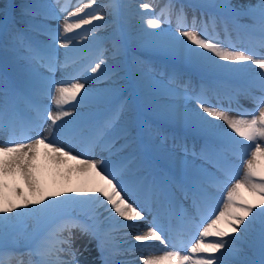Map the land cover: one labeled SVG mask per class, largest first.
I'll return each mask as SVG.
<instances>
[{"label": "snow or ice", "instance_id": "obj_1", "mask_svg": "<svg viewBox=\"0 0 264 264\" xmlns=\"http://www.w3.org/2000/svg\"><path fill=\"white\" fill-rule=\"evenodd\" d=\"M81 5L71 12L68 7L60 9L67 13L62 31L59 26H44L47 17L39 11L44 6L25 5L24 16L42 17L34 26L37 36L21 28L9 36L11 48L6 50L27 63L30 76L21 88L0 71V134H6L0 142V264H77L73 230L96 240L103 264H135L120 259L129 254L124 246L130 235L126 229L137 233L134 240L139 245L133 248L148 241H159L162 246L155 249L161 255L142 258V264H264V0L239 8L230 0L208 3L202 7H219L228 15L202 13L198 18L193 14L190 23L181 5L176 12L178 31L167 33L161 29L165 22L161 16L170 17L175 8L172 0L159 15L146 19L147 27L158 31H145L141 43L209 76L245 74L251 84L247 94L256 104L252 110L230 116L232 109L219 103L220 85L215 89L216 103L209 96L212 89L203 84L191 96L187 94L190 85L178 90L182 99H194L195 107L177 104L164 115L203 142L199 153L194 145L189 150L185 144L184 158L173 155L174 167L159 172L145 159L132 134L131 119L121 124L129 109L127 101L119 100V89L86 87L89 79L97 78L87 75L88 68L74 67L77 61L70 49L90 37L95 39L102 25L94 22L106 19L101 14L105 5L97 0H81ZM139 8L147 11L151 5L141 3ZM88 25L92 27L85 28ZM236 41L244 47L238 49ZM60 48L65 49L63 61ZM113 48L119 52V43ZM104 64L100 58L88 67L96 74ZM254 90L260 95H253ZM41 97L52 104H44ZM22 101L28 112L21 107ZM42 120L51 122L47 135L39 131ZM74 148L78 149L75 154ZM97 151L102 153L100 158H96ZM189 156L203 163L196 164ZM232 157L241 164H234ZM46 166L62 179L76 176L80 186L49 188L41 180V169ZM17 176L28 191L16 186L11 189L13 197L9 178ZM176 190L183 193V202L175 197ZM165 213L167 227L159 223ZM149 216L151 221L142 230L138 222ZM180 227L196 230L187 254H182L181 244L170 243L172 231ZM21 239L23 252L16 250ZM257 251L259 259H254ZM33 256L38 259L33 261Z\"/></svg>", "mask_w": 264, "mask_h": 264}, {"label": "rangeland", "instance_id": "obj_2", "mask_svg": "<svg viewBox=\"0 0 264 264\" xmlns=\"http://www.w3.org/2000/svg\"><path fill=\"white\" fill-rule=\"evenodd\" d=\"M137 1L134 0L130 3V0H97V4L105 5L104 12L101 14L105 15L106 19L105 21H95L94 24L102 25V27L96 31L95 39L90 37L88 41L74 44V47L70 50L72 51L73 58L77 61L74 67L88 68L87 75L97 78L96 80L89 79L86 87H90L94 90H110V87L119 89V100L127 101L129 109L122 115L121 118L123 121H121V124H125L131 119L132 134L137 138V143L139 145L141 139L148 144H150L149 140L155 143L163 142L159 141L158 137H154L153 133L151 135L149 133V137L145 135L144 130V136H142V133H137L138 130L136 127L139 125V122L153 123L151 120L157 119L165 123L180 125L166 118L164 115L165 111L169 109L168 107L170 104L165 108L160 107V105H163L162 102H166L165 100H177L180 98L178 95H175L174 92L177 94V91L182 90V86H184L183 82H175L171 77V73H167L166 70L168 66L176 68L177 71H182L186 63L167 55L163 51L147 47L140 42L145 31H158L148 28L145 21L147 18L159 15L161 9L169 3V0H139L141 3H149L151 8L146 12L143 10L145 13H136L134 16L130 9L138 4ZM190 1L202 3V5L214 2V0H172V2L185 4L186 6H191L188 4ZM84 2H88V0H84ZM32 4L44 6L41 7L39 11L43 12V14L41 13L42 16L44 15L47 17L44 21L45 27L54 29L59 26L62 31V25L67 13L61 12L60 9L62 7H68L69 12L75 11L76 7L81 5V0H12V2L9 0H0V57L6 73L10 75V80L16 86H21V88L28 82L30 72L24 60L18 59L16 53L13 51L6 50V47L11 48V44L8 43L10 34L7 30L13 32L16 28H21L24 29L29 36H37L34 26L40 23L42 17H28L23 15L24 6ZM173 10L167 20L164 16H161V19L165 21L162 23L161 29L165 33L178 31L177 26L173 22ZM86 11L91 12L92 9H86ZM56 17L59 18L57 19ZM75 19L76 18H73V22H75ZM6 26L8 27L4 32ZM2 27L3 30L1 31ZM91 27V25L85 26V28ZM76 31L82 32L83 29ZM131 36L134 37L135 41H130ZM40 39L46 40L47 38L40 37ZM115 42L119 43V52L114 51L113 45ZM90 50L95 54L93 59L91 53H86V51L89 52ZM64 52L65 49H59V59H65ZM100 58L105 61V64L102 65L101 72L96 74L91 73L90 67L88 66L94 65ZM168 59L171 61L170 64L166 65L162 63ZM142 61L145 63L143 64ZM151 69H153V71ZM69 70L71 71L72 69ZM81 82H83V80ZM167 83H172L173 86L168 87L166 85ZM165 87L173 88L174 92L156 93L158 90L163 91ZM114 104L110 107H113ZM80 110L87 111L86 108ZM174 129L182 130L181 127L177 126H175ZM162 146L164 147V145ZM167 147L172 148L170 144H167ZM153 148L154 149L151 151L153 155L157 153L163 155L162 152L158 151L159 146H154ZM43 182L49 188L65 189L68 187H75L74 184L52 185L50 178H46ZM9 185L10 194L13 197H15L16 194L14 191H11V189L16 186L23 188L25 192L28 191L27 186L24 185L23 180L19 176L15 177L14 180L10 177ZM74 236L79 237L78 235ZM79 241L81 243H86L83 239ZM24 243L25 241L21 239L16 249L22 250V252L25 251ZM98 257L99 255H93L91 257L88 256V259L97 261ZM28 259L29 257L25 256V260L27 261ZM31 259L36 261L38 258L33 256ZM76 262L79 264L78 261Z\"/></svg>", "mask_w": 264, "mask_h": 264}, {"label": "bare ground", "instance_id": "obj_3", "mask_svg": "<svg viewBox=\"0 0 264 264\" xmlns=\"http://www.w3.org/2000/svg\"><path fill=\"white\" fill-rule=\"evenodd\" d=\"M134 0H130V3H132ZM137 1V0H136ZM216 3H219L221 2V0H214ZM231 4L236 7V8H239L241 5H248V4H255L257 2V0H230ZM137 5L134 6V8L131 9V12H132V15H136V13H145L143 12L142 9L139 8V5L141 4V2L138 0L137 1ZM138 14V15H139ZM130 41H135L134 37L131 36L130 38ZM142 63L144 64L145 62L142 61ZM221 63H226V62H223L221 61ZM255 67V66H253ZM200 70V69H198ZM201 71V70H200ZM223 74H226V75H231L233 78H238L241 80V83L245 86H248L250 87L251 84H250V77H247L245 74L243 73H223ZM173 91L172 88H168V87H165L163 91L161 90H158L156 91V93H159V94H162V93H171ZM240 95H244V93H242L240 91ZM180 97V96H179ZM41 98H44V97H41ZM253 100V99H252ZM166 102H162L163 105H160V107L162 108H165V107H169L168 108H171L177 104H186L189 108H193L195 107V102L192 101V100H189V99H182L181 97L178 98L177 100H165ZM229 104H231L230 102H228ZM46 104H52V102L48 101ZM53 111H55V107L53 105ZM128 112V111H127ZM228 115L230 116H235L234 114L232 113H228ZM121 121H123V119L121 118ZM51 122L50 121H42V124L44 126V128L40 129L39 131L44 134V135H47L48 133V126ZM217 123H221L222 122H217ZM150 126L153 127L152 124H150ZM226 127V125L224 126ZM158 130H164L162 128H156ZM145 131H146V134L148 135L149 134V131L147 130V128H145ZM6 137V134H0V142L3 141V139H5ZM159 151L162 152V154L165 156L164 158L165 159H168V160H172V157L173 155H178L176 153H171L170 151H167L165 150L164 148H159ZM76 151H74V154H75ZM180 158H184V155H178ZM100 158V157H98ZM189 160H193L192 158L188 157ZM236 159V158H235ZM233 160V163L234 164H239V160L236 161V160ZM41 163H45L43 161V158H41ZM74 163V162H72ZM46 178H50L51 179V184L52 185H63V184H74L75 187L77 186H80V183L81 181L76 177V176H72L70 179H62L59 175H56V172H55V169L52 168L51 166H46V167H43L41 169V180L42 181H45ZM25 185V184H24ZM231 187V186H230ZM216 195H219V194H216ZM244 196L248 197L249 199H251V196L249 193L247 192H244L243 193ZM126 198H128L126 196ZM102 211V210H101ZM150 217V216H149ZM142 222V221H140ZM138 222V223H140ZM140 224H143V223H140ZM190 230H195L194 228H190L188 227ZM125 231L129 232L130 235H128L126 237V240H127V243L124 245L126 248H129V254L125 255V256H122L120 257V259H124V260H131V261H135V264H142V258H148L150 255H145V256H139L137 254L138 253H142L145 251V249L147 248H153V247H162L160 245V242L159 241H148L145 243L144 246H136V247H132L133 245H139V242H136L134 240V237L135 235L137 234L135 229H126ZM82 238L81 237H76V236H73V240H72V248L75 250L76 252V261H78L79 264H99V262L97 261H93V260H89L88 259V256L91 257L93 255H96L98 253V251L95 250V248L93 249L91 246L89 247V245H86L88 244V242L86 241V243H81L79 240H81ZM90 241V238H86L83 240H87ZM17 251H20L22 252V250H19V249H16ZM162 253H157L155 255H161ZM253 258L254 259H259V254L256 252L254 255H253Z\"/></svg>", "mask_w": 264, "mask_h": 264}]
</instances>
